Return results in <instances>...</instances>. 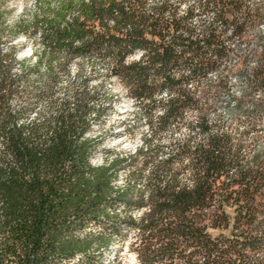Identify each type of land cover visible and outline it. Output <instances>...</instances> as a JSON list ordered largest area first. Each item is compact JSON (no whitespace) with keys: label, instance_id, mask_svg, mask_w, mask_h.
<instances>
[{"label":"trees","instance_id":"1","mask_svg":"<svg viewBox=\"0 0 264 264\" xmlns=\"http://www.w3.org/2000/svg\"><path fill=\"white\" fill-rule=\"evenodd\" d=\"M148 1L61 0L50 18L41 10L43 40L50 51L108 59L131 95L148 100L145 113L163 111L164 131L194 105L178 84L219 67L217 28L227 29L230 12L223 0H186L214 11L196 33L192 7L179 16L171 0ZM5 58L0 52V264H98L124 241L136 264H264V164L245 166L231 134L202 118L199 143L176 141L163 155L145 139L133 154L104 150L92 165L102 145L89 137L103 114L95 97L83 87L72 102L51 101L26 119L6 102L28 71L12 77L13 56ZM162 93L168 98L156 102Z\"/></svg>","mask_w":264,"mask_h":264},{"label":"rangeland","instance_id":"2","mask_svg":"<svg viewBox=\"0 0 264 264\" xmlns=\"http://www.w3.org/2000/svg\"><path fill=\"white\" fill-rule=\"evenodd\" d=\"M60 1L0 0V52L7 63L13 56L10 68L12 77L28 71L7 99L6 104L11 112H23L26 119H31L36 113L43 115L51 101L59 104L66 99L72 102L75 93L85 87L95 97L93 105L103 109L100 120L93 122L92 132L89 133V137H99L102 141L97 152L98 160L104 156V150H112L122 156L133 154L142 147L145 139L150 140L153 146H161L163 155L169 145L176 141L190 139L191 144L199 143L203 138L196 126L203 118L211 125H218L215 132L229 133L233 142L241 145L245 166L264 164V82L253 80L249 71L240 65H232L230 80L233 84L227 86L225 82L214 92L201 90L202 93L196 97L197 103L186 108L166 130H158L156 118L163 111L157 107L154 114L145 113L142 106L146 101L140 104L120 78L111 73L108 59L96 52L80 57L65 49L50 51L47 48L43 37L50 31L44 26L42 11L50 18L51 9ZM171 1L178 5L179 16H183L188 7L193 8L194 17L189 20L188 26L194 28L196 33L205 23L212 21V10L200 11L186 0ZM243 1L242 6L252 4L261 10L259 13H264V0ZM153 2L155 0L148 1L149 5ZM242 13L243 10L241 13L230 12L228 17L231 22L241 26L246 20ZM250 26L245 33L238 34L242 41L233 38L235 35L229 33L228 29L224 33L217 28V34H222L225 46L231 51L229 59H238L246 68L252 67L251 59H263L264 17L250 19ZM255 37H259L260 42L254 41ZM29 51L33 52L34 59L28 56ZM131 62L136 60L130 57L125 60V63ZM217 73H224V64L219 65ZM39 95L43 97L39 98ZM141 161L142 158L138 160V167ZM125 176L124 172L119 174L118 185L122 184ZM186 177L183 176V179ZM259 219L264 221V216L260 215ZM98 264H136V259L135 254L129 251L127 241H124L103 251Z\"/></svg>","mask_w":264,"mask_h":264},{"label":"built area","instance_id":"3","mask_svg":"<svg viewBox=\"0 0 264 264\" xmlns=\"http://www.w3.org/2000/svg\"><path fill=\"white\" fill-rule=\"evenodd\" d=\"M226 3V9L229 12H236V13H241V11H244V17H246V20L241 23V26H238L236 22H231L229 19V23L227 29L229 30L228 32L235 35L233 38H235L237 41H242V37L240 36L242 33H245V29H249L252 26H250V19H258V17L263 18L264 13H259L258 11L261 12L260 9H258L257 6L255 5H249L247 6H242L241 0H223ZM243 1V0H242ZM244 3V1H243ZM245 5V3H244ZM253 7V8H252ZM250 8H252L250 10ZM229 15V14H228ZM229 18V17H228ZM262 20V19H261ZM232 23H234L237 27L240 28L239 32H236L234 26ZM261 24V23H260ZM263 27V23L261 25ZM223 31L224 33L227 31ZM240 34V35H238ZM220 36V40L222 42V46L224 47V54L222 55L221 58L215 56L214 59L218 60V64H224V73H217V68H214L207 72L204 76L199 77V78H192V80H185L180 82V72H174L173 75L175 77V80L180 82L178 85L181 86L191 97L192 101L194 103H197V98L198 94L203 92H207L208 90H212L214 92L217 90L216 88L226 82L227 86H230L233 84L232 80H230V73H231V66L232 65H240L241 68L244 70H248L249 73L253 76V80H259L260 82H264V47L262 49L263 51V59L262 58H253L251 59V66L250 68H246L245 65H242V62L239 63L238 59H229L230 55V49L225 46L223 39L221 38L222 34H218ZM241 37V38H240ZM254 41H259V37H255ZM264 41V40H263ZM132 59V58H131ZM243 62H245V59L242 58ZM200 85V88L198 87V84ZM203 88V89H202ZM226 88V87H224ZM202 90V91H201ZM251 92V91H250ZM197 97V98H196ZM148 102V100H146ZM154 105L156 106V102H153ZM152 114H154V110L152 111ZM135 261V260H134Z\"/></svg>","mask_w":264,"mask_h":264},{"label":"bare ground","instance_id":"4","mask_svg":"<svg viewBox=\"0 0 264 264\" xmlns=\"http://www.w3.org/2000/svg\"><path fill=\"white\" fill-rule=\"evenodd\" d=\"M74 15H75V14H74ZM72 18H73V15L67 17V20H68V21H71ZM29 50H30V49H29ZM28 56H29V57H32V58L34 59V57H33V52H32V51H29ZM130 58H133L134 60L138 61V60L141 58V53H136V54L130 56ZM154 98L156 99V101H164V100L167 99L168 97H167V94H166V93H162V94H160V95H157V96L154 97ZM159 114H160V113H159ZM91 163H92V165H97V164H100V163H101V160L93 159V160H91Z\"/></svg>","mask_w":264,"mask_h":264}]
</instances>
